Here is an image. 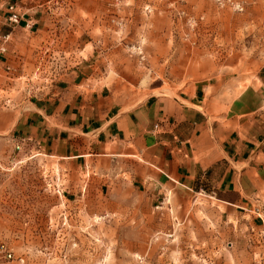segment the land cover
<instances>
[{
  "label": "rangeland",
  "instance_id": "374dc122",
  "mask_svg": "<svg viewBox=\"0 0 264 264\" xmlns=\"http://www.w3.org/2000/svg\"><path fill=\"white\" fill-rule=\"evenodd\" d=\"M232 1L244 10L218 0H27L41 11L38 39L25 68L0 76V95L10 106L31 100L81 63L129 107L200 81L242 90L264 64V0ZM19 153L0 158V245L12 254L0 264H264V197L253 213L219 194L131 186L69 203L57 167Z\"/></svg>",
  "mask_w": 264,
  "mask_h": 264
},
{
  "label": "crops",
  "instance_id": "0c3cea01",
  "mask_svg": "<svg viewBox=\"0 0 264 264\" xmlns=\"http://www.w3.org/2000/svg\"><path fill=\"white\" fill-rule=\"evenodd\" d=\"M26 1L0 0V76L25 68L38 39L41 11ZM13 4L20 25L9 20ZM85 65L31 100L10 106L0 95V158L37 153L33 158L57 167V187L69 203L131 186L146 195L219 194L248 213L262 205L264 64L239 91L232 82L200 81L132 107L105 74Z\"/></svg>",
  "mask_w": 264,
  "mask_h": 264
},
{
  "label": "built area",
  "instance_id": "2783aa9c",
  "mask_svg": "<svg viewBox=\"0 0 264 264\" xmlns=\"http://www.w3.org/2000/svg\"><path fill=\"white\" fill-rule=\"evenodd\" d=\"M219 2H223L224 4H228L232 6L236 11L242 12L244 9L240 3H236L232 0H218ZM8 10L10 12L9 20L13 25H20L21 24V16L18 14L17 7L13 5H9ZM1 52H6L5 49H2ZM6 71L9 72L10 68H6ZM19 149V148H18ZM256 212H259V209L255 210ZM0 253H3L6 259H11L12 254L4 245H0Z\"/></svg>",
  "mask_w": 264,
  "mask_h": 264
}]
</instances>
